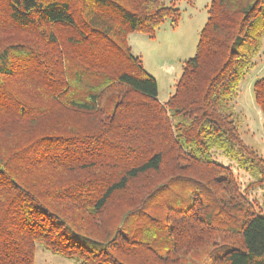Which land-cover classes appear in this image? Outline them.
<instances>
[{
    "label": "trees",
    "instance_id": "trees-1",
    "mask_svg": "<svg viewBox=\"0 0 264 264\" xmlns=\"http://www.w3.org/2000/svg\"><path fill=\"white\" fill-rule=\"evenodd\" d=\"M179 17L165 0H0V264H35L38 245L76 264H264L245 196L264 158L234 104L264 0H211L161 102L128 37ZM253 90L264 113V75Z\"/></svg>",
    "mask_w": 264,
    "mask_h": 264
},
{
    "label": "rangeland",
    "instance_id": "rangeland-1",
    "mask_svg": "<svg viewBox=\"0 0 264 264\" xmlns=\"http://www.w3.org/2000/svg\"><path fill=\"white\" fill-rule=\"evenodd\" d=\"M173 2L180 10L177 23L167 19L154 36L142 32L129 34L128 40L133 52L139 55L146 70L153 75L159 86L158 99L166 102L174 93L177 81L183 71L185 60L194 56L200 32L208 18L211 0H165ZM264 75V46L256 64L240 81L234 104L240 122V134L245 144L264 158V113L256 103L253 84L258 77ZM224 162H229L220 157ZM234 170L240 184L245 187L251 179L250 174L238 169ZM245 191V196L254 202L257 209L264 213V182ZM225 248L217 249L221 253ZM35 264H76L61 255L53 254L42 245L37 246ZM187 264H207L203 253H194L187 258Z\"/></svg>",
    "mask_w": 264,
    "mask_h": 264
}]
</instances>
